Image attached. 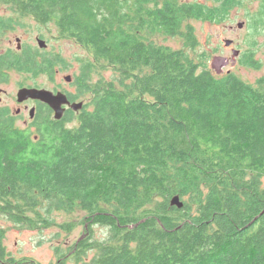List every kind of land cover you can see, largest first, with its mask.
I'll return each mask as SVG.
<instances>
[{
	"label": "trees",
	"instance_id": "obj_1",
	"mask_svg": "<svg viewBox=\"0 0 264 264\" xmlns=\"http://www.w3.org/2000/svg\"><path fill=\"white\" fill-rule=\"evenodd\" d=\"M239 1L0 0L10 10L0 36L25 17L54 22L114 72L92 85L71 127L70 111L60 120L38 111L33 131L0 107V215L30 226L41 206L79 207L108 225V237L66 250L74 264H264V74L256 84L217 76L148 36L216 21ZM12 68L35 75L53 62L0 52V82ZM175 194L181 209L169 204ZM5 236L0 227V260L12 264Z\"/></svg>",
	"mask_w": 264,
	"mask_h": 264
},
{
	"label": "rangeland",
	"instance_id": "obj_2",
	"mask_svg": "<svg viewBox=\"0 0 264 264\" xmlns=\"http://www.w3.org/2000/svg\"><path fill=\"white\" fill-rule=\"evenodd\" d=\"M213 1L215 0H181L188 3L199 2L209 7H213ZM9 13L7 6L0 4V15ZM239 23H243L241 28L238 27ZM188 28L193 32L195 41L189 40ZM181 29L183 32L181 34L165 35L161 32L148 31V36L159 44L199 57L201 59L199 69L206 68L217 76L233 73L249 83L256 84L264 74V0H240L216 21L190 18L183 23ZM18 37L21 38L19 42ZM37 38L44 39L47 45L40 47ZM225 39L232 40L230 46L225 45ZM20 43L22 51H36L45 62L49 63V60L50 63L53 62L52 72L41 69L39 73L30 75L28 72L12 68L6 71V80L0 82L2 90L0 107L9 111L15 119V125L20 128L25 127L24 119L29 120L28 110L31 107L29 104L28 109L22 108L19 115H14L16 109L20 107L16 95L21 87H39L51 91L59 87L71 92L73 99L87 103L93 97L92 85L101 79L108 81L113 77L112 67L97 65L90 49L71 37L61 35L54 22L41 24L32 17H25L20 23L15 22L12 28L0 36V52L17 51ZM234 49L238 50L237 54H233ZM54 57L56 60L52 59ZM251 58L258 63H255L257 67L250 65ZM226 60L229 61L225 62ZM89 61L94 63L92 67L94 71L85 75L87 72L82 67ZM82 74L86 80L81 81L82 87L79 88L76 79ZM66 75H71L73 82H67L64 79ZM43 105L40 110L39 106L36 108L35 115L39 111L40 117H49ZM87 107L89 110L92 108L91 105ZM78 113L79 111L70 110L66 115L65 125L74 126ZM28 127L35 131L31 123ZM29 213L36 219V224L30 226L17 224L0 215V227L5 229L4 243L12 257V264H60V261H64L63 264H74L69 258L64 257L66 250H72L80 240L94 241L109 236L108 225L91 221L89 213L79 207L50 213L41 206L40 214ZM48 213H50L48 221L43 220L45 218L43 215ZM92 254L93 251L87 255L90 257Z\"/></svg>",
	"mask_w": 264,
	"mask_h": 264
},
{
	"label": "water",
	"instance_id": "obj_3",
	"mask_svg": "<svg viewBox=\"0 0 264 264\" xmlns=\"http://www.w3.org/2000/svg\"><path fill=\"white\" fill-rule=\"evenodd\" d=\"M242 25L243 23H239L238 27L241 28ZM224 42L225 45L229 46L232 43V40L225 39ZM37 43L42 48L47 45L45 40L42 38H37ZM237 53L238 50L234 49L233 54H237ZM64 79L66 81H70L71 76L66 75ZM16 99L18 102L31 99L45 103L54 111V119L56 120H60L64 115L65 108L63 107V105L68 104L69 107L75 111H78L83 106L82 101L70 103L67 99L66 94H64L63 92L58 91L54 93L49 89L39 88V87H21L17 92ZM34 114H35V107H31L29 109V116L33 118ZM169 204L178 209H181L184 206L183 200L178 194H175L170 198Z\"/></svg>",
	"mask_w": 264,
	"mask_h": 264
},
{
	"label": "flooded vegetation",
	"instance_id": "obj_4",
	"mask_svg": "<svg viewBox=\"0 0 264 264\" xmlns=\"http://www.w3.org/2000/svg\"><path fill=\"white\" fill-rule=\"evenodd\" d=\"M19 41H21V38H17V42H19ZM231 45V44H230ZM229 45V46H230ZM17 51H22L21 50V43H20V45L18 46V48L16 49ZM229 60H226V62H228ZM71 76V75H70ZM67 82H73V80H72V77H71V80L70 81H67ZM58 91H60V92H63L64 94H66V96H67V99H68V101L70 102V103H73V102H80V101H82V104L84 105L85 104V102L83 101V100H80V101H78V100H75V99H73L72 98V96H71V92H67V91H65V90H62L61 88H59V87H56L54 90H53V92L54 93H56V92H58ZM0 92H2V90H0ZM1 100V99H0ZM31 101V102H30ZM19 104H20V107H18L17 109H16V111H15V116L16 115H19L20 113H21V110H25V109H28L29 107H28V105L30 104L31 105V107H35V110H36V108L38 107V106H40V102L39 101H37V100H31V99H28V100H25V101H22V102H19ZM30 107V108H31ZM43 107H45L46 109H47V112H48V114H49V119H54L53 118V116H54V111L48 106V105H46V104H44L43 105ZM63 107L65 108V111H64V113H66V112H68V111H70V110H73V109H71L70 107H69V105L68 104H65V105H63ZM83 107V106H82ZM10 108V107H9ZM23 108V109H22ZM82 108H80L78 111H80ZM75 111V110H74ZM28 113H29V110H28ZM34 117H35V114H34V116H33V118H29V120H27V119H24V126L25 127H23V128H28V126H29V124L32 122L33 123V119H34ZM0 263L1 264H9L7 261H2V260H0Z\"/></svg>",
	"mask_w": 264,
	"mask_h": 264
}]
</instances>
